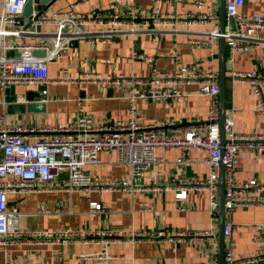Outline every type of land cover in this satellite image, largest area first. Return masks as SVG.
I'll return each instance as SVG.
<instances>
[{"label": "built area", "instance_id": "built-area-1", "mask_svg": "<svg viewBox=\"0 0 264 264\" xmlns=\"http://www.w3.org/2000/svg\"><path fill=\"white\" fill-rule=\"evenodd\" d=\"M172 1V0H167ZM186 2L187 0H176ZM28 0H0V246L33 242H55L58 237L63 243H70L73 232L51 233L37 230H24L20 227L22 216L17 207L10 205V196H27L48 191L86 192L100 190H147L137 183L138 177L152 166L161 162L158 150L178 148L181 156L177 163L191 162V151H207L210 172L206 178L174 177L169 184H154L151 190H173L182 194L189 192H208L213 212L218 209V181L221 165L224 172V208L232 214L241 207L264 206V194L261 187L252 183L238 181L242 166V154L255 152L264 154V134H240L233 129L234 111L226 112L225 139L220 138L219 84L216 43L220 37L218 7L216 0H190L198 6H205L201 12L188 11L164 12L159 7L150 14H144L131 0H116L108 11L81 12L75 8L45 11L37 17V10L30 19L21 25L24 9ZM245 0H225L227 17H233L236 31L226 30L225 41L228 49L227 74L234 83H246L258 99V111L264 113V67L243 71L235 67L236 55L240 52L260 47V30H264V15H245L240 12ZM123 6L120 10L119 7ZM32 21L36 29L23 28ZM179 28H208L206 36L189 38V44L210 49V64L204 67L178 65L171 69H151L147 77L137 73H108L84 71L76 78H54L50 75L49 65L57 58L67 56L71 41L84 38L90 43L105 42L120 36L123 31L136 34L138 26ZM30 26V27H31ZM41 29L55 28L50 37L37 40H25L24 36L38 35ZM107 26L108 31L88 34L94 27ZM87 28V30H85ZM73 31L78 34L74 35ZM73 39V37H75ZM14 51L13 55L8 52ZM35 51H45V57H37ZM133 59L153 60L140 53L136 47L131 49ZM109 63V61H108ZM92 83L113 88L126 95L129 102L127 121H109L98 123L96 117L80 109L75 120L69 125L31 123L9 125L7 114L2 111L9 104L27 103L26 95L17 96L15 102H9L10 91L17 86L33 87L39 91L38 101H49L48 87L51 84ZM197 86L199 94L210 100L209 114L206 119L198 118L189 124L179 126L174 121L161 126L143 125L136 120L138 101H166L186 96L184 88ZM114 151L119 164L130 168V177L119 182L104 183L95 181L86 172V167L101 162V154ZM38 214H47L51 210L39 207ZM259 248L251 257L235 254V242L231 240L235 226L225 221L223 236L229 239L224 252L225 264H249L264 260V224L253 226ZM89 235L115 238H128L131 242L141 239H153L163 233L132 231L128 235L122 232H89ZM190 232L168 236L169 240H180L190 236ZM213 237V231L198 234ZM58 236V237H57ZM176 238V239H175ZM106 239V242L109 241ZM98 259L101 256H97ZM4 264H13L10 252L6 250Z\"/></svg>", "mask_w": 264, "mask_h": 264}, {"label": "crops", "instance_id": "crops-1", "mask_svg": "<svg viewBox=\"0 0 264 264\" xmlns=\"http://www.w3.org/2000/svg\"><path fill=\"white\" fill-rule=\"evenodd\" d=\"M144 14L159 7L164 12L185 13L201 12L205 6H198L176 0H131ZM206 3L210 0H205ZM116 0H57L50 10L75 8L81 12L111 10ZM219 15V0H216ZM120 10L123 6L119 7ZM249 16L264 15V0H245L239 9ZM23 28L35 30L34 26ZM214 27L219 28L218 22ZM226 24V29H227ZM72 31L74 35L78 33ZM87 30V29H85ZM136 34L123 31L120 36L105 42L90 43L84 38H76V43L68 47L67 56L57 58L49 65L50 75L54 78H78L84 71L108 73H132L147 77L153 67L159 70L171 69L178 65L204 67L210 64V49L189 44V38L206 36L208 28H179L160 26H138ZM108 31L107 26L94 27L88 34ZM55 28L41 29L38 35L24 36L25 40H37L56 33ZM260 47L240 52L235 58L238 70L250 71L264 67V30H260ZM136 47L153 60L133 59L131 49ZM217 55L219 41L216 43ZM228 57V49H227ZM38 57V56H37ZM109 61V63H108ZM214 62L218 66L219 59ZM226 65V112L233 114V129L240 134H264V113L258 111V99L246 83H234L227 74ZM219 75V74H218ZM35 92L37 88L14 87L9 102L17 96ZM49 101L44 111L25 112L19 115L7 113L9 125L31 123L71 124L80 109L96 117L98 123L127 121L129 102L126 95L113 88L92 83L51 84L48 87ZM185 97L166 101H138L136 120L143 125L161 126L174 121L184 126L192 121L206 119L209 114L210 100L199 94L197 86L184 88ZM264 98V88L262 90ZM161 162L152 166L136 180L147 190H100L92 193L48 191L27 196H10V205L17 207L24 230H37L51 233L73 232L70 243H63L58 237L55 242H33L0 246V264H4L6 250L10 252L13 264H219L218 224L216 212L211 208L208 192L179 193L173 190H151L154 184H169L174 177L206 178L210 172L207 162L208 153L202 149L191 151V162L177 163L181 156L178 148L158 150ZM86 172L97 182L113 183L130 177V168L119 164L114 151L101 154V162L86 167ZM238 181L252 183L261 187L264 194V154L245 152ZM219 188V187H218ZM219 205V191H218ZM47 207L51 212L38 214L39 207ZM226 212V211H225ZM225 221L234 226L231 240L235 242V254L251 258L260 247L256 240V224H264V206L241 207L234 213H226ZM213 231V237L198 234ZM132 231L163 233L153 239L131 242L126 238L89 235V232ZM190 232V236L180 240H169L168 236ZM106 239H109L106 242ZM176 239V238H175ZM229 239L224 238V252ZM97 256H101L100 259ZM249 264H264V260Z\"/></svg>", "mask_w": 264, "mask_h": 264}, {"label": "water", "instance_id": "water-1", "mask_svg": "<svg viewBox=\"0 0 264 264\" xmlns=\"http://www.w3.org/2000/svg\"><path fill=\"white\" fill-rule=\"evenodd\" d=\"M57 0H28V3L25 6L23 15L19 23L22 25L25 19H30L34 8L37 10V17L41 16L45 11L51 9V7L55 4ZM219 33L220 37L219 41V53L217 58L219 59V75H218V84H219V108H220V118H219V125H220V138L223 142L225 139V119H226V63H227V45L225 41V32L226 30L236 31V23L233 17H227L225 12V0H219ZM227 24V29H226ZM32 25V21L27 24V27ZM41 27H37V31H40ZM76 43V40L70 42L69 47H72ZM15 52L10 51L8 55H13ZM35 56L38 57H45V51H35ZM35 92L30 91L26 94L27 103H16V104H9L7 106V113L11 115H19L25 112L28 113H39L45 110L46 106L43 103H40L38 99L35 98ZM219 205L218 211L216 212V216L218 217L219 224H218V243H219V264L224 263V236H223V226L225 224V208H224V201H225V194H224V172L223 166L221 165L219 171Z\"/></svg>", "mask_w": 264, "mask_h": 264}, {"label": "rangeland", "instance_id": "rangeland-1", "mask_svg": "<svg viewBox=\"0 0 264 264\" xmlns=\"http://www.w3.org/2000/svg\"><path fill=\"white\" fill-rule=\"evenodd\" d=\"M87 29V28H86Z\"/></svg>", "mask_w": 264, "mask_h": 264}]
</instances>
